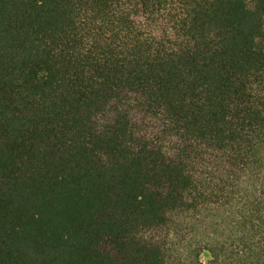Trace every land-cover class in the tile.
<instances>
[{"label": "trees", "instance_id": "obj_1", "mask_svg": "<svg viewBox=\"0 0 264 264\" xmlns=\"http://www.w3.org/2000/svg\"><path fill=\"white\" fill-rule=\"evenodd\" d=\"M0 264H264V0H0Z\"/></svg>", "mask_w": 264, "mask_h": 264}, {"label": "rangeland", "instance_id": "obj_2", "mask_svg": "<svg viewBox=\"0 0 264 264\" xmlns=\"http://www.w3.org/2000/svg\"><path fill=\"white\" fill-rule=\"evenodd\" d=\"M202 258L203 260H205L207 258V255L206 254L202 255Z\"/></svg>", "mask_w": 264, "mask_h": 264}]
</instances>
